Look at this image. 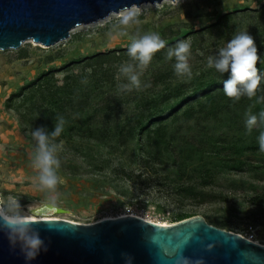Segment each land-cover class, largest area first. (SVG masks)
Segmentation results:
<instances>
[{
	"label": "rangeland",
	"instance_id": "1",
	"mask_svg": "<svg viewBox=\"0 0 264 264\" xmlns=\"http://www.w3.org/2000/svg\"><path fill=\"white\" fill-rule=\"evenodd\" d=\"M139 8V23L125 36L110 13L51 47L28 40L0 51V195L18 197L30 211L51 205L54 216L81 223L133 214L173 224L194 214L264 242V127L248 133L245 126L249 110H264L257 102L264 80L255 97L234 102L223 92L230 73L207 66L234 33L247 31L264 71V0H162ZM149 32L166 47L143 71L140 90L121 91L130 38ZM181 40L191 44L190 78L177 77L175 59H166ZM56 116L65 120L54 141L61 182L48 194L34 181L31 132H51Z\"/></svg>",
	"mask_w": 264,
	"mask_h": 264
},
{
	"label": "water",
	"instance_id": "2",
	"mask_svg": "<svg viewBox=\"0 0 264 264\" xmlns=\"http://www.w3.org/2000/svg\"><path fill=\"white\" fill-rule=\"evenodd\" d=\"M162 0H0V51L31 40L51 47L70 30L110 13ZM47 246L27 261L0 232V264H176L179 254L204 264H264V246L208 225L201 216L158 226L132 216L78 224L61 219L32 220Z\"/></svg>",
	"mask_w": 264,
	"mask_h": 264
},
{
	"label": "clouds",
	"instance_id": "3",
	"mask_svg": "<svg viewBox=\"0 0 264 264\" xmlns=\"http://www.w3.org/2000/svg\"><path fill=\"white\" fill-rule=\"evenodd\" d=\"M176 2L179 3V0ZM140 14L141 9L135 5L122 9L118 14H111L118 21V24L114 25V28L120 29L116 34L128 35L126 29L139 23ZM166 44L167 41L155 32L131 36L127 48V55L131 62L124 63L119 68L120 75L126 79L127 83L118 85V88L121 91L129 92L133 89L140 90L143 71L151 64L154 55L164 49ZM190 51L191 44L186 40H181L174 47L168 48L166 59H175L173 67L177 77H191L192 72L188 62ZM260 59L261 56L258 54L254 38L247 31H242L234 33L226 45L218 49L215 56H209L207 66L214 68L222 75L230 73L228 79L223 80V92L235 102L243 96L251 99L257 95L261 81L264 80V76L261 75L260 69L257 67ZM147 86L149 85H145V87ZM262 101H264V97H260L257 102ZM258 124L264 127V110L258 114H253L249 110L245 119L247 132L251 133ZM64 125V118L56 116L54 130L51 132L43 126L37 127L31 132V136L36 142L32 156V167L37 172L34 181L38 183L43 192L48 194L55 193L61 182L57 175V170L60 167L57 152L61 145L54 141L63 132ZM258 143L260 151L264 152V130L260 131ZM50 200L54 202L55 197ZM30 208L29 205L26 210L18 197L0 195V232L6 234L13 248L19 245L20 251L27 261L34 260L41 250L47 251L44 240L34 227ZM122 256L125 259V264H131V256L126 253H122ZM176 264H204V262L202 259L193 262L181 253L176 257Z\"/></svg>",
	"mask_w": 264,
	"mask_h": 264
},
{
	"label": "bare ground",
	"instance_id": "4",
	"mask_svg": "<svg viewBox=\"0 0 264 264\" xmlns=\"http://www.w3.org/2000/svg\"><path fill=\"white\" fill-rule=\"evenodd\" d=\"M30 212H31V219L32 220L61 219V220H66V221L73 222V223H78V224H94V223L99 222L100 220H103V219H114V217H104L102 219L100 218L97 221H93L91 223H81V222H78V221H73V220H69V219H65V218L54 216L55 212H57V209L55 207L51 206V205H43V206H40V207H37V208L31 210ZM123 216H132V217L144 220L146 222H151V223L156 224L158 226H168V225L172 224V223L154 221V220H151V219H148V218H144V217H140V216L133 215V214L121 215L119 217H123ZM115 218H117V217H115ZM236 234H238V233H236ZM238 235H240L241 237H243V238H245L247 240H250L251 242H254L257 245L264 246V242H262V241H259L257 239H252V238H250L248 236H244L242 234H238Z\"/></svg>",
	"mask_w": 264,
	"mask_h": 264
},
{
	"label": "trees",
	"instance_id": "5",
	"mask_svg": "<svg viewBox=\"0 0 264 264\" xmlns=\"http://www.w3.org/2000/svg\"><path fill=\"white\" fill-rule=\"evenodd\" d=\"M261 75L264 76V71L261 72ZM179 189L182 190V191H183V190L185 191L184 188H181V187H180ZM194 189H196V187L193 186V187H188L187 190H188L189 193L193 194L192 192H193ZM192 216H196V215H194V214H192V215H188V216H185V217L182 218V219L189 218V217H192ZM182 219H180V220H182ZM180 220H179V221H180Z\"/></svg>",
	"mask_w": 264,
	"mask_h": 264
}]
</instances>
